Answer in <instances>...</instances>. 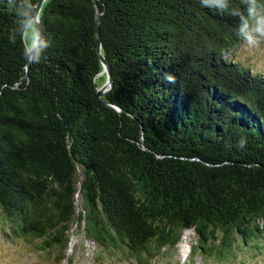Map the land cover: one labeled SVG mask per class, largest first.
<instances>
[{"label": "trees", "instance_id": "1", "mask_svg": "<svg viewBox=\"0 0 264 264\" xmlns=\"http://www.w3.org/2000/svg\"><path fill=\"white\" fill-rule=\"evenodd\" d=\"M96 10L101 98L120 111L96 95ZM38 20L48 47L24 76L0 6V236L70 264L76 222L100 254L148 264L190 231V257L261 264L264 68L233 62V19L199 0H45Z\"/></svg>", "mask_w": 264, "mask_h": 264}, {"label": "clouds", "instance_id": "2", "mask_svg": "<svg viewBox=\"0 0 264 264\" xmlns=\"http://www.w3.org/2000/svg\"><path fill=\"white\" fill-rule=\"evenodd\" d=\"M202 8L226 15L234 21L237 44L232 60L248 69L264 68V0H199ZM0 6L10 10L15 22L8 34L10 42L22 40L25 31L29 40L22 48L23 56L33 63H39L48 47V42L39 28L38 9L35 0H0ZM163 80L176 85L175 74L166 72Z\"/></svg>", "mask_w": 264, "mask_h": 264}, {"label": "rangeland", "instance_id": "3", "mask_svg": "<svg viewBox=\"0 0 264 264\" xmlns=\"http://www.w3.org/2000/svg\"><path fill=\"white\" fill-rule=\"evenodd\" d=\"M25 42L29 40V33H24ZM104 73H100L102 76ZM102 77L98 81H102ZM76 211H80V199L77 197ZM70 243L67 248V254L72 259L70 264H139L135 260L126 259L119 252L111 254H100L99 248L95 243L87 240L81 226H77L76 222L71 224L68 231ZM190 241H193V235L190 231L182 234V239L175 245L172 250H165L163 256L157 257L155 260L150 259L148 264H211L212 262H203L199 254L187 257L189 252ZM83 248L77 247V245ZM75 247V248H74ZM101 256V259L100 257ZM240 258L232 261V264H243L245 257L239 254ZM0 264H56L55 260L50 256L44 255L42 252H36L27 244L8 242L0 236ZM59 264H68L66 260ZM214 264V263H212ZM220 264V263H219ZM247 264V263H246ZM264 264V261L261 263Z\"/></svg>", "mask_w": 264, "mask_h": 264}, {"label": "water", "instance_id": "4", "mask_svg": "<svg viewBox=\"0 0 264 264\" xmlns=\"http://www.w3.org/2000/svg\"><path fill=\"white\" fill-rule=\"evenodd\" d=\"M44 2H45V0H37L36 8L38 9V16H39L40 10H41ZM38 16H37V20H38ZM99 16H100V12L98 10H96V14H95V29H96V33H97V37H98L97 52H98L99 60H100V62L102 64V67H103L102 71L100 73H105L106 74V79L101 84V86L98 87L96 95H97V98H98L99 102H101L103 105L109 106V107H111L113 109H116V110L120 111L121 110L120 108H116L115 106L111 105L109 102H106V101L102 100V98H101V96L104 94V92L111 88V86H112L111 80L112 79H111V74H110V66H109L108 62L105 60V58L103 57V55L100 52ZM38 23H39V20H38ZM29 65H30V60L27 59V62H26V73H25L24 76H27ZM139 135H140L139 136V138H140V141H139L140 142V147L143 150H149L143 144V133H142V130L139 131ZM155 156L157 157V159L171 158V155H169V154H158V153H155ZM180 159L191 160V161H194V162L197 161V162L201 163L202 165H206V166L213 165V164H211V163H209L207 161H204V160H202L200 158H197V157H191V158L180 157Z\"/></svg>", "mask_w": 264, "mask_h": 264}]
</instances>
